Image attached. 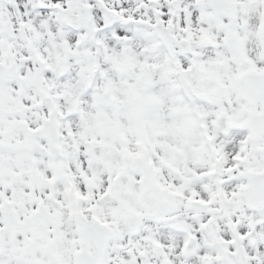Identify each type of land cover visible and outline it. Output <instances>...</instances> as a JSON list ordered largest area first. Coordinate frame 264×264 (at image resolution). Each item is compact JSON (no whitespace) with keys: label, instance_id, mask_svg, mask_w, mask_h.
<instances>
[{"label":"snow or ice","instance_id":"snow-or-ice-1","mask_svg":"<svg viewBox=\"0 0 264 264\" xmlns=\"http://www.w3.org/2000/svg\"><path fill=\"white\" fill-rule=\"evenodd\" d=\"M0 264H264V0H0Z\"/></svg>","mask_w":264,"mask_h":264}]
</instances>
